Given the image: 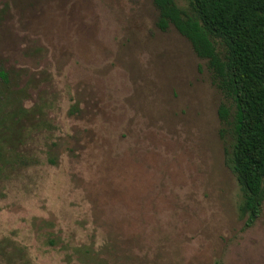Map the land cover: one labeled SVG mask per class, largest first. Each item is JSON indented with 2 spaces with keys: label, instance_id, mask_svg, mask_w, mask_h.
<instances>
[{
  "label": "rangeland",
  "instance_id": "374dc122",
  "mask_svg": "<svg viewBox=\"0 0 264 264\" xmlns=\"http://www.w3.org/2000/svg\"><path fill=\"white\" fill-rule=\"evenodd\" d=\"M155 14L151 0H0L17 157L0 172V264H264V200L238 217L206 60Z\"/></svg>",
  "mask_w": 264,
  "mask_h": 264
},
{
  "label": "trees",
  "instance_id": "16d2710c",
  "mask_svg": "<svg viewBox=\"0 0 264 264\" xmlns=\"http://www.w3.org/2000/svg\"><path fill=\"white\" fill-rule=\"evenodd\" d=\"M151 2L157 29L173 26L206 60L220 93L216 112L223 164L239 187L238 217L248 224L260 216L264 200V0ZM2 121L12 123V118ZM0 129L1 172L17 157L4 146L10 144L4 137L8 125ZM1 246L0 260L8 257Z\"/></svg>",
  "mask_w": 264,
  "mask_h": 264
}]
</instances>
